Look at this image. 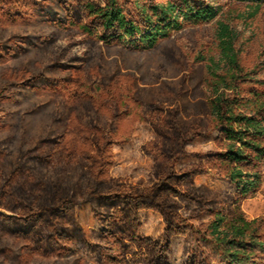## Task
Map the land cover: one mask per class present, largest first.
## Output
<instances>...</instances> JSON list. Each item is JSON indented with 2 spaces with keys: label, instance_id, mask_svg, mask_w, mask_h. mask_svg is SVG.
Here are the masks:
<instances>
[{
  "label": "rangeland",
  "instance_id": "1",
  "mask_svg": "<svg viewBox=\"0 0 264 264\" xmlns=\"http://www.w3.org/2000/svg\"><path fill=\"white\" fill-rule=\"evenodd\" d=\"M78 1L0 0V91L5 92L0 100V216L13 215L14 201L28 203L33 191L40 203L58 188L74 191L80 203L78 222L67 223L76 240L65 247L74 253L58 252L50 244L48 254H41L0 220V264H110L102 252L106 224L96 218L86 196L119 183H156L165 162L149 152L153 142L163 145L164 159L177 162V172L207 171L195 177L205 203L177 198L171 209L188 224L203 228L211 211L230 213L236 202L248 216L264 217V189L239 199L235 186L219 174L220 163L210 160L222 150L221 133L210 120L205 66L196 57L219 56L216 20L175 31L153 50H137L109 46L85 33L88 19ZM219 1L223 10L217 20H229L240 33L243 64L264 62V5L250 18L251 6ZM190 128L196 131L185 134L184 154L174 158L181 133ZM109 138L115 143L107 144ZM100 160L110 164L97 181ZM167 211L140 210L141 235L164 243ZM170 244V263L187 264L189 234H174Z\"/></svg>",
  "mask_w": 264,
  "mask_h": 264
},
{
  "label": "trees",
  "instance_id": "2",
  "mask_svg": "<svg viewBox=\"0 0 264 264\" xmlns=\"http://www.w3.org/2000/svg\"><path fill=\"white\" fill-rule=\"evenodd\" d=\"M234 1L251 6L250 18L257 16L264 5V0ZM78 2L88 19V23L82 25L85 33L109 46L123 45L137 50H153L175 31L216 20L215 38L219 56L200 53L196 57L205 66L206 104L210 120L215 130L221 133L222 150L210 160L220 163L222 173L219 174L235 186L239 199L256 195L264 189V62L252 67L243 64L238 45L240 33L229 20H217L223 10L220 1ZM70 8L69 11L72 10ZM4 95L5 92L0 91V100ZM194 130L190 128L181 133L183 142L178 151L172 153L174 158L184 154L188 142L184 136ZM106 143L113 144L115 141L109 138ZM97 146L102 151V143L97 141ZM150 146L149 152L158 160L162 157L165 162L164 170L156 173V183L149 187L119 183L107 190H91L86 196L95 208L96 218L106 224L102 236L107 243L102 252L110 264H171V237L184 232L190 237L187 264H211L214 261L264 264V233H261L264 217L248 216L236 202L230 213L211 211L212 218L203 228L188 224L186 217L171 209H176L174 203H177V198L189 203H205L204 191L195 185V177L207 171L191 168L177 172V162L170 163L164 159L163 145L153 142ZM106 162L100 160V166L94 172L97 181L105 173V165L110 164V161ZM184 186L188 187L187 191L182 189ZM68 193L70 195L66 196ZM73 193L62 192L58 188L52 198L47 197V201L40 203V196L33 191L28 203L14 201V214L1 215L0 220L9 225L13 235L28 241L41 254H48L50 244L58 252L66 250L74 253L68 246L65 247L66 243L76 240V232L67 227V223L78 222L76 206L80 203H77V195ZM146 208L168 209L164 243L141 235L139 212ZM104 253H100L99 259H104Z\"/></svg>",
  "mask_w": 264,
  "mask_h": 264
}]
</instances>
